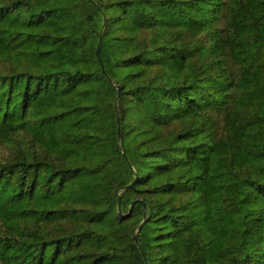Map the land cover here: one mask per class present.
<instances>
[{"label":"trees","instance_id":"trees-1","mask_svg":"<svg viewBox=\"0 0 264 264\" xmlns=\"http://www.w3.org/2000/svg\"><path fill=\"white\" fill-rule=\"evenodd\" d=\"M0 264H264V0H0Z\"/></svg>","mask_w":264,"mask_h":264},{"label":"water","instance_id":"water-1","mask_svg":"<svg viewBox=\"0 0 264 264\" xmlns=\"http://www.w3.org/2000/svg\"><path fill=\"white\" fill-rule=\"evenodd\" d=\"M97 53V52H96Z\"/></svg>","mask_w":264,"mask_h":264}]
</instances>
